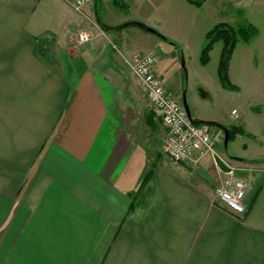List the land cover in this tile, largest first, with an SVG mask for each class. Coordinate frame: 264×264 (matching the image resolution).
Returning a JSON list of instances; mask_svg holds the SVG:
<instances>
[{"label":"crops","instance_id":"0c3cea01","mask_svg":"<svg viewBox=\"0 0 264 264\" xmlns=\"http://www.w3.org/2000/svg\"><path fill=\"white\" fill-rule=\"evenodd\" d=\"M108 1L83 10L95 30L66 0H0V264H264V163L220 153L226 131H214L216 154L247 183V211L238 218L215 200L225 176L211 155L196 169L161 155L164 125L137 81L132 90L122 56L153 53V36L175 45L159 32L165 39L126 26L137 21L156 30L142 19L126 20L128 0H118L124 11L110 0L118 16L106 11ZM192 1L198 9L210 2L215 11L226 8L224 0ZM259 4L244 10L257 33L240 40L243 59H250L241 69L247 65L255 79L244 83L258 133L264 37L252 20ZM75 28L88 29V44L77 45ZM129 29L138 32L124 39ZM259 58L260 71L253 65ZM242 85L234 83L240 92ZM138 96L156 114L136 103ZM248 128L243 123L240 130Z\"/></svg>","mask_w":264,"mask_h":264},{"label":"rangeland","instance_id":"374dc122","mask_svg":"<svg viewBox=\"0 0 264 264\" xmlns=\"http://www.w3.org/2000/svg\"><path fill=\"white\" fill-rule=\"evenodd\" d=\"M128 1L131 12L124 15L127 21L142 19L147 24L155 27V31L161 33L165 38L170 39V42L175 45V47H172L153 36L156 43L151 44V48L153 49V54L157 58L159 57L158 67L160 68L158 72L164 87L181 101L183 99L185 100L192 117L196 113L200 117H204L205 121L216 122V124L225 128H237L239 130L243 126V123H247V127L248 125L250 127L247 129V132L251 135L244 132V130L243 133L239 132L236 135H240V137H236L235 135L228 140L226 148L223 146L219 147V152L227 157L242 159L248 162V164L253 163L255 165L256 163H264V140L260 138V136H264L262 134L264 132V126L261 128V132L259 130L260 133L254 129V127H259L260 119L255 115L254 109H252L255 107V104L253 98L248 94V87L244 83L246 81L253 86L255 80L254 74L250 73L251 71L247 65L244 67V70L241 69L243 64L250 60L249 58L246 60L243 59L245 45L239 39L240 43H236L238 44L236 51L233 53V56L231 55L228 63L229 69H227V76L231 85L234 86V83L243 84V90L241 92L237 88L225 89L220 83L217 69L222 50L221 42L213 45L209 53V62L206 65H201L199 62L201 49L206 42L205 34L220 22L227 21L233 26L247 23L248 21L244 17L248 13L246 11L244 15V10L254 9V6L259 1L260 8L257 9L259 16L252 20V23L260 28V36L264 37V0H244L243 3L240 2V6H236V2H226L227 0H224L223 3H225L226 8L222 12L220 9L215 11V5L214 3L211 4V2L209 3L211 7L208 5V8L198 9L194 6L195 4L192 5L187 0ZM100 4L101 2L99 1ZM102 5L108 6V10L106 11L113 10L115 12L114 14L118 16V10L110 4V0L107 4L103 2ZM72 13L75 14L74 11ZM121 15L123 16V13ZM82 17L86 21L88 20L90 27L98 30L92 15ZM80 29L89 32L85 28H75L73 32L74 41ZM136 32H138L137 29H129L124 39L126 37H135ZM89 34L91 35L90 32ZM133 42H135L136 45H134L136 47L142 46L138 43V40L132 41L131 43ZM243 61L244 63L242 64ZM256 63L258 64V70H262V58H259L256 62L254 61L253 65H256ZM250 69L252 70V67ZM136 81V78L129 73V85L133 91H135L134 85L135 83L137 84ZM137 100L136 103L142 108H148L152 116L156 114L151 110V106L149 107L146 104L143 98L138 96ZM232 110L236 111L237 118L231 116ZM156 115L160 119L159 115ZM204 128L214 138V131L217 130V127L211 125L205 126ZM161 141L163 142V139ZM200 162L191 167L195 169L199 168Z\"/></svg>","mask_w":264,"mask_h":264},{"label":"built area","instance_id":"2783aa9c","mask_svg":"<svg viewBox=\"0 0 264 264\" xmlns=\"http://www.w3.org/2000/svg\"><path fill=\"white\" fill-rule=\"evenodd\" d=\"M75 14L84 16L83 10L94 0H66ZM96 27L97 23L95 22ZM91 40L86 30L77 32L76 43L84 46ZM129 72L136 78L140 93L157 112L164 125V137L160 153L175 165H196L208 155L218 156L214 150V140L204 127L193 125L186 114L183 103L165 89L162 80L154 72L156 56L153 53H139L132 57L122 56ZM237 117L235 110L231 111ZM219 157V156H218ZM231 170V169H230ZM245 171V169H244ZM215 188V200L229 213L243 218L247 211L244 203L247 183L234 175L232 170L223 173Z\"/></svg>","mask_w":264,"mask_h":264},{"label":"trees","instance_id":"16d2710c","mask_svg":"<svg viewBox=\"0 0 264 264\" xmlns=\"http://www.w3.org/2000/svg\"><path fill=\"white\" fill-rule=\"evenodd\" d=\"M188 2L194 4L192 0H187ZM114 5H116L120 10H126L127 7L118 0L114 1ZM199 6L200 4H195ZM129 25H134L139 28H145L140 22H130ZM257 33L256 28L250 23H241L236 26H232L228 23H218L211 30H209L205 34L206 42L201 49L199 62L201 65H206L209 62V53L211 52L213 45L217 42L222 43V50L220 54V61L218 64V78L223 88L225 89H235L236 87L231 85L227 76L228 63L231 58V55L235 49L236 43L239 39L244 42H248L255 34ZM159 37L163 38L159 35ZM219 128L224 129L227 132L228 140L233 138L239 132L243 133L241 130L237 128H225L221 125H218ZM149 174L147 173L143 180L141 181V186L144 185L146 180L148 179Z\"/></svg>","mask_w":264,"mask_h":264},{"label":"water","instance_id":"95a60500","mask_svg":"<svg viewBox=\"0 0 264 264\" xmlns=\"http://www.w3.org/2000/svg\"><path fill=\"white\" fill-rule=\"evenodd\" d=\"M141 24H142V23H141ZM125 25L128 26L129 24L127 23V24H125ZM142 25H144V24H142ZM144 26H145V25H144ZM141 29L144 30V31H146V32H149V33H151V34H155L156 36H159V35H160V34H159L157 31H155L153 28H149V27H147V26H145V28H141ZM182 103H183L184 109H185V111H186L187 117H188L189 121H190L193 125L200 126V127L211 126V125H212V126L219 127V126H218L219 124H216V123H214V122H208V121L199 120V119H197V118H193V117L191 116L189 110H188V107H187V105H186L184 99H183ZM221 129H222V128H221ZM227 140H228V137H227V132H226V138H225V141L227 142ZM213 160H214V163H215L216 167L218 168V170H219L220 172H222V173H229V172L231 171L230 168H228V167L224 164V162H223L218 156H214Z\"/></svg>","mask_w":264,"mask_h":264}]
</instances>
